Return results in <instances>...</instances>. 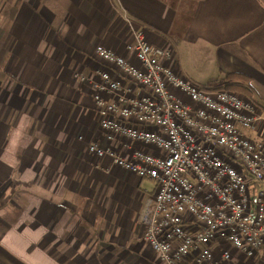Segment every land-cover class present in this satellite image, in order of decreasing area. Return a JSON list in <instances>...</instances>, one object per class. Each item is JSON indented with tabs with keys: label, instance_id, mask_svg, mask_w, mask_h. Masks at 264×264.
<instances>
[{
	"label": "crops",
	"instance_id": "1",
	"mask_svg": "<svg viewBox=\"0 0 264 264\" xmlns=\"http://www.w3.org/2000/svg\"><path fill=\"white\" fill-rule=\"evenodd\" d=\"M135 29L169 48L162 62L194 84L249 77L264 111V0H0V264H162L142 239L155 181L88 151L158 152L107 140L92 97L98 69L119 78L95 46L139 65L126 48ZM226 246L218 264H261L264 249L249 258Z\"/></svg>",
	"mask_w": 264,
	"mask_h": 264
},
{
	"label": "built area",
	"instance_id": "2",
	"mask_svg": "<svg viewBox=\"0 0 264 264\" xmlns=\"http://www.w3.org/2000/svg\"><path fill=\"white\" fill-rule=\"evenodd\" d=\"M126 48L139 65L102 44L94 48L119 75L98 69L90 80L99 125L107 140L120 136L158 152L134 148L123 155L96 143L88 151L155 181L143 241L162 264H218L219 249L230 257L228 244L257 257L264 249V111L242 94L180 76L162 62L171 50L148 42L142 30H133ZM125 79L139 93H130ZM251 181L258 184L253 196Z\"/></svg>",
	"mask_w": 264,
	"mask_h": 264
},
{
	"label": "trees",
	"instance_id": "3",
	"mask_svg": "<svg viewBox=\"0 0 264 264\" xmlns=\"http://www.w3.org/2000/svg\"><path fill=\"white\" fill-rule=\"evenodd\" d=\"M214 84V81L211 83ZM200 86V85H199ZM214 86V85H212ZM208 87V86H201ZM219 89H226L249 98L254 102L253 92L249 84V77L238 74V73H228L224 76L223 80L216 86ZM258 188L256 182L251 181L250 183V195L253 196Z\"/></svg>",
	"mask_w": 264,
	"mask_h": 264
},
{
	"label": "rangeland",
	"instance_id": "4",
	"mask_svg": "<svg viewBox=\"0 0 264 264\" xmlns=\"http://www.w3.org/2000/svg\"><path fill=\"white\" fill-rule=\"evenodd\" d=\"M141 186L149 188L148 182L146 180H145V182L141 183ZM0 216H1V214H0Z\"/></svg>",
	"mask_w": 264,
	"mask_h": 264
}]
</instances>
